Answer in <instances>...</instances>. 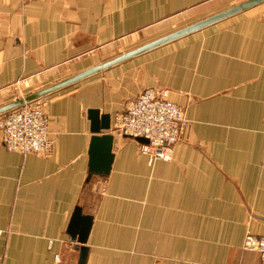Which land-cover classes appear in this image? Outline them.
Instances as JSON below:
<instances>
[{
    "label": "crops",
    "instance_id": "crops-1",
    "mask_svg": "<svg viewBox=\"0 0 264 264\" xmlns=\"http://www.w3.org/2000/svg\"><path fill=\"white\" fill-rule=\"evenodd\" d=\"M227 1L0 0V105L19 85L56 83ZM146 88L167 90L188 122L172 161L149 163L114 138L108 176L89 178L87 112L109 115L111 130ZM47 98V156L0 138L1 264H77L66 234L77 207L92 218L85 264H262L242 244L264 237V3Z\"/></svg>",
    "mask_w": 264,
    "mask_h": 264
},
{
    "label": "built area",
    "instance_id": "built-area-1",
    "mask_svg": "<svg viewBox=\"0 0 264 264\" xmlns=\"http://www.w3.org/2000/svg\"><path fill=\"white\" fill-rule=\"evenodd\" d=\"M48 103L45 97L0 117V138L5 150L23 156H47L52 151L55 140L45 112ZM187 125L184 112L169 99L167 90L146 88L127 100L122 112L114 115L111 133L117 139H145L147 144L138 145V151L149 163L170 162L173 147ZM2 235L0 230V239ZM242 249L257 253L264 264V237L247 233Z\"/></svg>",
    "mask_w": 264,
    "mask_h": 264
},
{
    "label": "water",
    "instance_id": "water-1",
    "mask_svg": "<svg viewBox=\"0 0 264 264\" xmlns=\"http://www.w3.org/2000/svg\"><path fill=\"white\" fill-rule=\"evenodd\" d=\"M263 3L264 0H246L219 13L156 38L127 52L121 53L120 55L103 63H99L87 70L74 74L41 89L35 90L22 98H17L13 101L0 105V117L19 107H22L23 105L30 104L42 98L48 97L57 91L75 85L111 67L132 60L138 56L151 52L157 48L192 35L196 32L202 31L212 25H215L238 14L244 13L245 11ZM87 118L90 122V133L92 134L88 147V177L90 178L91 176H97L99 178H105L110 172L111 164L114 158L112 153L114 137L110 130V117L107 114L100 115L98 110H89L87 112ZM125 138L133 140L138 145L147 144V141L143 138ZM91 224L92 218L90 216H84L80 208H75L71 216L66 234L69 236L71 241L77 242L80 245L78 247L79 254L77 264L86 263L88 250L86 247H84V244L87 241Z\"/></svg>",
    "mask_w": 264,
    "mask_h": 264
},
{
    "label": "rangeland",
    "instance_id": "rangeland-1",
    "mask_svg": "<svg viewBox=\"0 0 264 264\" xmlns=\"http://www.w3.org/2000/svg\"><path fill=\"white\" fill-rule=\"evenodd\" d=\"M231 1H234L233 3H232V5H231ZM242 1L244 2V0H228L227 2H226V4L223 6V7H232V6H234L235 4H239V3H242ZM246 1V0H245ZM140 42V41H139ZM133 43H130V44H126L125 45V43L124 44H122V48H121V52L120 53H118V55H120L121 53H124V52H127V51H129V50H131V49H134V48H136V47H138V46H136L137 45V43H136V45L134 44V45H132ZM117 55V54H116ZM115 55V56H116ZM100 59H101V57H100ZM25 88H23V86H21V85H19L18 86V88H17V94H15V96H13L14 97V99H12V100H10V101H13V100H15V99H17V98H22V97H24L25 95H27V94H29V93H31V92H33V91H35V89H36V87H33V86H27L26 87V85L24 86ZM27 90V91H26ZM142 91V90H141ZM140 91V92H141ZM139 92V93H140ZM129 100V99H128ZM10 101H8V102H10ZM127 101V100H126ZM8 102H5V103H8ZM5 103H2L1 105H3V104H5Z\"/></svg>",
    "mask_w": 264,
    "mask_h": 264
}]
</instances>
